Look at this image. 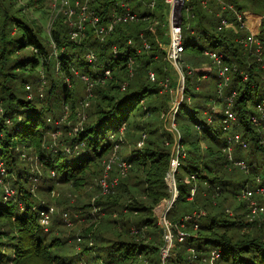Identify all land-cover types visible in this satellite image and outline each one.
<instances>
[{"label":"trees","instance_id":"trees-1","mask_svg":"<svg viewBox=\"0 0 264 264\" xmlns=\"http://www.w3.org/2000/svg\"><path fill=\"white\" fill-rule=\"evenodd\" d=\"M36 1L40 2L42 0ZM122 1L124 0H102L94 3L93 7L103 17H109L113 7ZM225 1L235 5L243 13L249 10V6L245 5L244 2H259L264 4V0ZM15 3L16 0H0V77L4 78L3 80L0 79V179L3 178L12 183V187L17 192V200L26 204L27 208H21L14 201L8 202L4 200L3 189L0 190V230L7 229V226L13 227L12 222H14L17 227H20L21 231L15 246H11L10 243L6 245L1 240V237L5 238L8 236V231H2L0 233V264H30L31 258L37 259L38 264H69L66 262L63 263L62 260L61 253L64 247L44 245L48 240L47 235L49 231H44L40 228L39 219L40 211L47 208L46 206L48 205L35 201L37 195L33 192V183L34 178L38 180L39 176L30 170L31 167L26 162L25 152L19 149L18 145H26L31 150H34L40 164L43 163V168L50 170L49 174L44 176L46 180H52L53 172H55L56 176L61 174L59 180L66 183L80 176L86 179L84 184H82L85 188L91 183L94 185V181L101 179L104 176L107 162L105 159L109 157L113 148L109 141L110 136L118 132L120 126L131 122L130 117L136 115L142 109L144 106L143 103H145V99L148 96L157 95L159 97L160 91L165 89L161 82L166 80L171 74L168 72V68L165 67L166 64L164 65L165 62L169 61L167 59L166 61L163 60V57L167 56V51H160L161 49L158 47L157 41L154 38L157 32L155 34L152 33L148 26L153 25L154 20L158 22L156 31L164 26L162 20L166 17L168 21L170 7L164 0H158L155 5L156 8L148 9L147 12H144L142 10L143 3L141 0L136 5L133 3L134 10L141 16L149 17L150 22L144 23V21H140L122 25L105 41L98 39L91 31L87 33V37L83 41H74L70 36V27L65 21V17H58L54 21L52 29L53 42L57 46L56 48L61 51L58 56L61 62V72H58L56 71L55 57L52 52L53 46L41 36L39 26L35 30L33 26L27 24L17 15L19 11H14ZM201 3L202 0H191L195 18L191 19L190 23L193 28L192 30L194 32L196 31L195 33L200 38L195 37L194 41L189 40L190 38L188 39L186 34V50L191 49L196 54H203L206 50H213L220 47V51L228 54L232 61L239 67L240 71L248 74V79L242 81L243 83L240 84L239 80H242V76L238 72L233 73V83H235L232 88L237 90L234 110L239 117L241 127L239 132L248 143V148L244 150H241L237 146L235 153H249L251 158L247 162L252 166V168L250 167V173L253 172L258 175L261 173L262 168H264V143L262 142L263 137L251 123L250 115L253 111L248 107L247 101L256 104L264 98V83L261 78V72L258 69L255 58L246 53L242 45L236 42L237 35L232 32L220 33L217 31L218 19L203 9ZM262 12L263 28L259 37L264 44V11ZM13 28L17 29L15 31L17 35L15 34L12 37L11 33ZM142 33L151 42V51L143 49L140 38V34ZM130 41H133V44H129ZM168 41H170L169 37ZM200 42L201 46L199 45ZM112 45L117 46L119 49L118 56L115 58L111 49ZM27 49H34L37 54L33 51H27L23 53L24 56L17 55L20 51ZM88 49L97 53L101 63L114 61L113 78L108 84L95 90V102L105 100L104 98H110L107 102L112 104L111 110L101 112L103 109L97 106V110L99 111L96 114L99 118L96 116V119H88V123H86L85 128L83 127L84 130L82 132L75 134L72 129V131L70 130V135L61 141L65 143L64 145H68L71 148L79 144L80 147L77 150H72L71 153H67L62 148L55 151V153H47V149L44 148L45 142L48 141L47 133L49 134L50 129H57L54 120L58 121L57 119L59 118L56 119L54 116L50 118L49 116L52 114L58 115L61 105H64V101L75 96L73 87L78 88L81 84L83 85V82L75 77L74 71L78 70L80 73L90 76L94 74V69L85 59V53ZM131 57L134 58L135 63L133 77H130L127 68V62ZM39 67L42 68L47 77L45 96L49 94L52 97V104L49 103L45 106L41 104L45 97L44 99H40V95L37 92L34 99L27 98V92H29L26 89L27 83H37L35 71ZM8 70L14 73L15 70H18L19 73L9 78ZM152 71L157 76V80L155 81L151 77ZM64 75L72 78V87L63 84ZM195 76V81L189 76L186 77L185 93L187 97L192 99V103L184 102L177 114V122H180L183 130L180 136L182 137V144L189 147V156L186 160L181 161V169L184 174L191 177L199 173V177L196 179L197 182L199 180V185L206 183L208 186L199 187L197 185V193L195 191L193 199H190L188 184H194V182L190 180L186 184L183 182L182 176H180L177 185L179 198L168 217L173 222H180L181 219L189 216L190 220L184 221L189 235L185 238L184 242L178 243L177 241L176 247L172 252L173 255L170 254L171 257L167 264H210L209 260L212 251L220 254L215 264H264V240L262 238L252 236L253 238L248 237L250 241L243 240L234 242L232 237L230 239L226 236V233H218L219 229L227 228L226 217H231L229 211L227 212L225 208L224 210L222 209V205L215 207L216 212L214 215L211 214L210 217L209 215L204 216L205 218H202L201 215L198 219L194 217V213L200 209L197 206L199 203L195 199L199 197L200 202L205 200L203 199L204 191H208L209 199L211 194L216 193L215 195L220 194L219 196L221 198L224 197V200H227L228 197L231 198L230 192H233L235 195L240 193V190H237L236 186L243 183L240 186L242 187L248 182L247 179H242L241 183H238L237 179L233 180L227 172V169L233 163L228 159L227 162L225 161V156L221 150L225 146L227 136L222 125H220L223 124V118L221 115H214L215 122L221 120V123L218 124L221 127L218 129H215V122L212 123V126L205 124L206 116L203 108H208L206 106V100L208 98L213 99L215 96L209 97L208 94L203 92L204 90L200 93L196 92V84L200 81L201 76ZM76 80L80 81L81 84L77 83L78 81ZM124 82H127L128 85L125 91H121ZM174 85L175 82H170V86L166 89L170 90ZM83 87L85 86L83 85ZM107 91L110 92V95L105 93ZM113 92L114 94L115 92L117 93L113 95ZM167 94L169 95V93ZM84 99L85 96L82 100ZM162 102V109H160L161 106L151 105L154 102L148 103L151 112L146 113V110H143L144 115L146 117H152V115L157 116V113H160V111L167 110L168 107L166 108V106L168 103L164 100ZM90 118L92 117L90 116ZM122 118L123 120L125 119V122ZM116 119L119 120V123L114 126ZM187 121L194 123V132L185 127ZM147 124L150 126L152 123L146 121L145 125ZM198 126L202 127L198 128ZM147 130L149 134L142 148L138 147V142L141 138L137 140V137L140 134L131 136L130 134L133 132L131 127L125 132L128 139H132L135 143L133 153L128 159L133 164V168L129 172H132L130 173V176H132L135 169V172H140L138 168L149 166L150 169H147V177L149 180L154 181L153 186L156 188L151 191L154 187H149L147 181L139 179L140 182H145V191L152 194L153 197L148 194V199L146 196L145 202L137 201L140 205L133 204L126 208L127 210L129 208V210L143 214V221L140 223V226L152 228L149 235L146 234L151 239H149V244H139L138 246L134 244L132 226L128 223V214L123 211L125 208L122 205V201L125 198L124 195L128 192L127 181L125 182L126 178L124 177L121 179L123 180V191L121 189V193L114 197L106 198L107 201L103 199L100 201L99 199L100 203L108 205L109 207L107 210H104L106 216L107 213H111L117 209L118 212L123 214V216L119 217V223L124 222L123 231L119 235V231L114 232L112 236L103 235L101 232L103 229H106L108 219H110L106 217L103 221L102 228L96 233L94 237L96 251L102 254L101 259L103 260V264H143L137 258L143 255L149 257L154 255V259L156 258L155 264H161L162 262L160 251L163 245V239L157 220L158 218L155 217L156 214L153 212V205H158L162 199L169 196L165 178L169 171L170 161H172L171 158L174 151V146H172L173 135L172 133H168V130L165 128L162 130L164 131L162 135L157 128L152 131L150 129ZM159 136L161 137V141L156 143ZM166 136H168L167 142ZM201 140L209 142L207 148L204 150V154L198 155V151H202L201 145L199 144ZM169 141L171 144L168 143ZM61 142L59 144L62 146ZM215 149L218 151L216 157L211 155V152H216ZM259 152H262L261 159L255 161L257 157L259 158ZM215 158H222V161L217 167L215 166ZM226 158L228 157L226 156ZM235 158L238 160L243 159L237 155ZM116 172L117 169L114 167L110 171V175L114 177ZM4 173L12 176L6 178L4 177L5 175H2ZM127 180H129V177ZM148 187L150 190L147 189ZM216 190L218 191L216 192ZM224 192L230 194L225 196L223 194ZM113 199L116 201H112ZM246 204H242L241 207L236 208L237 210L233 209L237 214L236 217H241L242 221L245 215L244 212L246 211ZM121 205L123 210L118 209ZM88 208L85 207L84 210L87 212ZM5 218H8V222H4ZM195 224H198L197 229H193ZM244 224L254 226V222ZM9 230L13 231V229ZM22 232H24V235H21L23 234ZM7 246L8 249L12 250V253H6L4 248H7ZM138 247L141 250H137ZM53 248L55 249L54 251H59L60 259L58 257L54 259V254H51ZM144 248H151L152 251L148 252ZM186 250H191L194 258H190V254L188 253L185 255ZM88 252V247H86L84 255L86 256Z\"/></svg>","mask_w":264,"mask_h":264},{"label":"rangeland","instance_id":"rangeland-1","mask_svg":"<svg viewBox=\"0 0 264 264\" xmlns=\"http://www.w3.org/2000/svg\"><path fill=\"white\" fill-rule=\"evenodd\" d=\"M139 0L134 1L135 5L138 4ZM143 3V8L142 10L144 12H147L148 9H153L156 8V4H154L153 8L149 7V0H141ZM158 0L155 1V3ZM215 4V3H214ZM245 5L249 6V10L251 12H255L261 16L262 15V11H264V4L262 3H253V2H244ZM14 11L16 12L17 10L19 11V13H17V15H19V17L21 19H23L27 24L31 25L34 27V29L36 30L39 26V28L41 29V36L46 39L52 46L55 45L52 39V29L53 26L49 25V21L51 18V15L53 13V0H42V1H36L33 0L31 2V0H16V3L14 4ZM202 5V3H201ZM202 8L205 9L206 11H208V13L210 15H213L214 17L217 18L216 14L214 12H210L208 9H206L207 7H204L202 5ZM167 10V8H166ZM262 12V13H261ZM170 13H171V9L169 8V18L168 21L166 19V17L163 18L162 23L164 24V26H162L160 29H157L156 31V26H157V20H154L153 25H149L148 28L151 29V32L156 35L154 36L155 40L157 41L158 47L161 49L160 51H165L167 46L169 45L168 41V37L170 39ZM56 14H59L56 12ZM61 14V13H60ZM193 16H192V15ZM183 15H184V20L182 22V26L184 27V39L186 37V34L188 36L189 40L191 39V34L190 32L192 31V25L190 23L191 19H194V12L193 10H190V12H187L186 10L183 11ZM188 15V16H187ZM191 15V16H190ZM64 15L61 14L58 17H61ZM58 19V18H57ZM150 20H146L144 21L149 23ZM190 23V29L187 30L186 32V25ZM129 24V23H128ZM133 24V23H132ZM219 24V22H218ZM54 25V24H53ZM16 27V26H14ZM153 28V29H152ZM17 29L13 28L12 29V33L11 36L13 37V35L16 34ZM154 32H153V31ZM217 31L220 33H227L228 31H219L218 27H217ZM196 32V31H195ZM194 32V33H195ZM144 34V33H143ZM17 35V34H16ZM196 36L197 33H195ZM145 37V35H144ZM141 38V36H140ZM146 38V42H144L142 39V47L143 49L149 51L151 48V42H149V39L147 37ZM129 44H133V41H130ZM199 45L201 46V42L199 43ZM147 46V47H146ZM150 46V47H148ZM57 47V46H56ZM211 49H213L211 47ZM216 51H220V47L217 49H213ZM27 51H33L35 54H37L35 52L34 49H27L25 51H20L17 55H22L24 56L23 53L27 52ZM151 51V50H150ZM52 52L54 53V57H55V67H56V71L61 72V63H60V59L58 58L59 54H60V50L57 48L52 47ZM247 53V52H246ZM27 54V53H26ZM20 56V57H22ZM132 58V57H131ZM156 58V57H155ZM134 60V58H132ZM161 59V58H160ZM169 61V62H165L164 65L166 68H168V72H170L171 74L169 75V77L167 79H170V82H175L174 87H171L170 90L169 89H163L162 91H160L159 93V97L157 95L154 96H148L145 99V103L144 106L142 107V109L136 114V115H132L130 117L131 122L128 124H123L122 126H120V128L118 129V132H116V136L113 138V140H111L110 138V142L113 146L111 154L109 155L108 158H106L105 160H107L105 167L108 164H112V169L115 167L117 169L116 174L114 175V177H120V182L119 185L109 194H104L101 189L97 186V182L99 181L96 180L94 181V185L91 183L88 187L82 186V184H84L85 180L84 178L78 176L76 177L74 180L69 181V182H62L59 180V176L61 175H53L52 174V180H46V175L49 174L50 170H45L43 168V163L40 164V161L38 159V156L34 153V150L28 148L26 145H18L19 149H22L23 152H25L26 155V162L28 164V166L31 167V171H33L34 173H36L39 177L38 180L34 178V183H33V192L37 195L35 197V201L36 202H40V203H46L48 206L46 207H54L55 209V213L52 217V222L49 226V228L47 229L49 231V234L47 235V241L44 243V245H54V247H64V249H62V256H74L73 258H76V260L78 261V264H103V260L101 259L102 254H100L99 252L96 251V243H95V235L96 233H98V231L102 228V224L103 221L106 219V217L110 218L108 219V223L106 226V229L102 230L101 233H103V235H109L112 236L114 234V232H118V235L123 231L124 228V222L119 223V217L123 216L122 213L118 212L117 209H115L116 211H113L111 213H107V216H104V214H106V212L104 210H107L109 207L108 205L102 204L99 202V199L101 201V199H103L104 201H107L106 198L108 197H114L115 195L121 193L123 191L122 189V182L124 178V176H120V167H119V163L121 161H128V159L130 158L131 154L133 153V150L135 148V143L133 142L132 139H128V137L125 135H122V133H120V131L126 132L127 129H129V127L132 128V134H130L131 136L134 135H138L137 140L139 138H141L139 140V142L142 139H146L148 137V130L150 129L155 130V128L160 130V134H164V131H162L164 128L166 130H168V133H172L173 135V141H172V146L173 147V156L171 159H175L178 162L177 165L175 163H172V161H170V168L169 171L167 173V176L165 178L166 181V185H167V193H169V196L164 198V199H160L161 202L155 206V204L153 205V212H155L154 214H156V218H158V224L160 226L161 229V234H162V239H163V245L161 246V251H160V256H161V264H167L168 260L170 259L171 255H173V251L176 247V243L178 241V243H182L184 242L185 238L189 235V232L186 230V228H181L180 226L182 224V219L180 222H173L169 219L168 215L169 213L174 209V206L177 201V199L179 198V190H178V180L180 178V176H182V180L184 183L188 184L189 181H193L194 184H188V191L190 193L189 198L193 199V195L196 191L197 193V189L199 185V180L197 182L196 179H198L199 177V173L196 176H188L187 174H184L183 170L181 169V161H184L188 158L189 156V147L188 146H184L182 144V137H179L182 135V128L180 126V122L178 123V117L177 114L179 113V109L181 107V105L184 102H188L189 104L192 103V99L190 97L186 96L185 93V89H186V82L187 79L186 77L189 76L192 78L193 81H195L196 76H201L200 77V81L196 84V88L195 91L196 92H203L205 94H208L209 97H213L215 96L213 99L208 98L206 100V106H208V108H203L204 110V114L206 116V121L205 124L212 126V123L215 122V116L217 115L219 116V112L216 113L217 111L221 110L224 111L227 107V104H225V96L228 95V93L231 90V87H229L228 89L222 91L223 93H219V89H218V85H219V81H218V67L216 66V64L213 62V60L211 59V57L207 54V53H203V54H196L194 52H192L191 49H187L181 57V61H180V65L182 66V71L185 75V82L184 84L181 82L180 80V73L179 71L176 69V67L174 66V64L167 58V56L163 57L164 61ZM130 60V58H129ZM235 65V64H234ZM133 70V71H132ZM128 71H129V75L130 77L134 76L135 73V64L132 66L129 64L128 65ZM9 74V78L13 77L14 74L17 75V73H19L18 70H15V73L8 70L7 71ZM35 77L37 78V83L34 82H29L27 83V86H29L30 88L28 89L26 87V89H28L29 92H27V98L28 99H34L35 96L40 95V87H43V93L44 96L41 97L40 99H45L41 102V104H43L44 106L51 103L52 104V97L49 96V94H47L45 96V86L47 84V77L45 75V72L42 70L41 67H39L36 71H35ZM154 74V79L152 80H157V76L155 75V73H151V76ZM1 80H3L4 78L0 77ZM163 80V79H162ZM234 80V79H233ZM78 81V80H76ZM165 81V80H164ZM64 85H67L65 80L62 81ZM240 84H242V80H239ZM77 83H80V81H78ZM235 83V82H234ZM233 83V85H234ZM81 84V83H80ZM162 84V82H161ZM84 85V84H83ZM83 85L81 84L80 87L75 88L73 87V91L75 96L72 98H69L68 100L64 101V105L60 107L58 115L52 114L49 117L50 118H58V121H61L60 127H57V129H50L49 134L47 133V137H48V141L45 142L44 144V148L47 149V153H51L60 150L68 145H64V142H61L65 137L70 135V130L72 131V129H74V127L76 125H78L79 123H82L83 127H86V123H88V119L92 120V119H96V116L99 110H97V106L100 107L101 112H108L111 110V103H108L107 100L104 98L105 100L102 101H98L95 102L96 96H95V90L97 88H100L101 86H96L93 96L89 99V104L84 106L83 101L82 100L85 96V87H83ZM124 85H128L127 82L123 83V86L121 87V91H125L126 90V86ZM170 86V85H169ZM180 89V90H179ZM81 91L82 92V97H81ZM170 91V92H169ZM37 92V93H36ZM80 92V93H79ZM107 94L110 95V92H105ZM117 92H115L116 94ZM169 93V95L167 94ZM73 94V95H74ZM113 92V95H115ZM198 94V93H197ZM0 95H1V91H0ZM222 95V96H221ZM170 96V99H169ZM64 98V97H63ZM65 99V98H64ZM165 101L168 103V105L166 106V108L168 107L167 110H162V112L160 111V113H157V116L152 115V117H146L143 113V110H146V113H150L151 111L149 110V106L148 103L150 102H154L151 105H157V106H161L160 109L163 108V102ZM45 103V104H44ZM231 104V103H230ZM248 107L249 104L247 103ZM141 106V105H140ZM0 108H1V103H0ZM110 108V109H109ZM235 109V105L234 108ZM254 111H256V109H253ZM64 111V112H63ZM148 111V112H147ZM91 112V114H90ZM1 113V110H0ZM154 113V112H153ZM52 116V117H51ZM90 116L92 118H90ZM145 116V117H144ZM172 116L175 117V119L173 120ZM97 118H99L97 116ZM217 118V117H216ZM218 119V118H217ZM54 120V119H53ZM123 120V118H122ZM182 120V119H181ZM56 120H54V124L56 126H58L55 122ZM125 122V119L123 120ZM146 121L151 122L152 124L149 126L148 124L145 125ZM119 123V120L116 119L114 121V126H116ZM220 121H216L214 126L215 129H218L219 127H221L220 125H222V128L224 130L223 124H220ZM220 124V125H218ZM156 125V126H154ZM187 128H189L192 132L195 131V127H194V123L191 121H187L185 124ZM54 126V127H56ZM179 126V127H178ZM175 127V128H174ZM257 128V127H256ZM84 130V129H83ZM259 131V133L261 134V136L263 137L262 142L264 143V127L262 128V133L260 132L259 129H257ZM225 131V130H224ZM226 135L227 132L225 131ZM141 136V137H140ZM145 136V138H144ZM152 136V135H151ZM131 138V137H129ZM166 138V142H167V138L168 136L165 137ZM226 143L225 146L227 145V141H228V136H226ZM194 140V139H193ZM161 141V137L159 136L157 138V142L159 143ZM195 141V140H194ZM59 142H61L62 146L59 144ZM114 142H116V145L113 144ZM138 142V143H139ZM209 141H204L201 140L199 142V144L201 145V150L198 151V155H202L204 154V150L205 148H207ZM169 144H171V142H168ZM67 144V143H66ZM234 144V143H232ZM78 146L80 147V145L78 144ZM144 146V144H143ZM225 146L221 149L223 155L225 156V161L227 162L226 156H227V152H226V148ZM231 146V144H230ZM139 147V146H138ZM232 148V146H231ZM54 150V151H53ZM241 150H244L243 148H241ZM216 152H211V155H214V157H216L218 155V151L217 149H215ZM236 151V147H234L233 149V158L237 156H240L241 158L245 159L246 161L250 160V155L249 153H235ZM242 152V151H240ZM220 153V152H219ZM221 156V154H219ZM52 156V155H51ZM259 158L257 157V159L255 161H259L261 159L262 156V152L258 153ZM222 157V156H221ZM193 158H195L193 156ZM238 160V159H237ZM222 161V158H215V166L217 167L218 164ZM115 165V166H114ZM148 165V164H147ZM133 166V164H132ZM133 167H131L132 169ZM240 168V167H239ZM238 166L236 165H232L227 169V172L231 175L230 177L235 180L237 179L238 183H241L242 179H247L248 182L243 185L242 187H240L241 185L236 186L237 190H240L239 194H234L233 192L230 193H223L225 196L229 195L231 196L227 198V200H224L225 198H221V196L219 195H215V194H211L210 195V199H209V195H208V191H204L203 192V201L200 202V198L197 197L195 199V201L197 203H199L197 206L200 207V209L197 210V212H195V215H202V218H205L207 215H209V217L211 216V214L214 215V213L216 212V208L220 205H222V209L228 212L231 217H226L227 219V228L226 229H219L218 233L219 234H223L226 233V236L228 238L233 239L234 242H240L243 240L246 241H250L248 240L249 238H253L252 236H256V237H260L264 240V216H258L254 222V226H251V224H248L249 222L248 220V215L250 213V209L248 208V199H252L255 200L256 202H258V204L264 206V198L262 196H260L258 193H256V191H254L253 189H255L258 186V182L257 180V174L256 173H246L245 170H241L239 169ZM131 169H128V174L126 176L125 182L127 181V185H128V192L125 193L124 195V200L122 201V205L123 208H125V210L122 209V205L118 207V209L123 210L124 212H126V214H128V223L130 226H132V234L133 239H134V244L135 245H139V244H149V238L148 236H146V234L149 235V232L152 231V228H149L147 226H140V223L143 221V214L141 212H137V211H132V210H127V206L133 205V204H139L137 201L139 202H145L146 200V196L148 199V192H146V186H145V182H140L139 179H143L145 181L148 182L149 187H154L152 180H149L147 177V169H150L149 166H143L142 168H138V170L140 172H135L136 169L133 172V175L130 176L129 172ZM61 172V171H60ZM263 176H264V168H262L261 170ZM111 174V173H110ZM5 175L4 177H10L12 175H6L5 173L2 174ZM172 175L173 179L172 182H169V178L168 176ZM129 177V180H127ZM5 178V179H6ZM244 181V180H243ZM143 183V185H142ZM173 183V184H172ZM121 184V185H120ZM207 187L208 184L203 183L202 185H199V187ZM147 188L150 190V188ZM5 188H8L9 190H14L15 191V197L12 198H8V200L5 199ZM156 187L152 188L151 191H153ZM3 189V193H4V200L11 202L14 201L15 203H17L21 208H27V205L24 204L21 201L17 200V192L15 190V188L12 187V183L8 180H4L3 178L0 179V190ZM122 189V191H121ZM116 190V192H114ZM120 191V192H119ZM145 195H144V192ZM218 190H216L217 192ZM113 193V194H112ZM147 193V194H146ZM250 193V195H249ZM152 197L153 195L150 194ZM177 195V196H176ZM196 195V194H195ZM176 196V197H175ZM128 198V201H127ZM220 198V199H219ZM117 199V198H116ZM175 199L174 203L172 204L171 207H169V210L166 212V218H167V222L171 223L172 227H173V232H171V237L169 235H167L166 233V229L164 227L165 224V220H164V213L167 210V206L166 204H169L171 202V200ZM208 199V200H206ZM119 200V199H117ZM112 201H116L115 199H113ZM5 202V203H8ZM247 203L246 204V208H245V215L242 221L241 217H236L237 214L234 212L233 209L238 208L239 206L241 207L242 204ZM140 205V204H139ZM90 206V207H89ZM164 206V208H163ZM88 208V211L86 212L84 209ZM139 210V209H136ZM237 210V209H236ZM80 212H82L83 214L87 215L85 218H81L80 216ZM226 212V213H227ZM67 213L71 222H66L65 219L63 218V214ZM228 214V213H227ZM76 216H79V218H75ZM205 216V217H204ZM20 217V216H18ZM77 219V220H74ZM81 219V221H79ZM234 221V222H232ZM4 222H8V218L4 219ZM247 223L248 225H245L244 223ZM79 223V224H78ZM235 223V224H233ZM233 224V225H231ZM12 226L13 227H9L7 226V229H2L0 230V233L2 231H8L7 235L5 238L1 237V240L4 241L6 243V245H8V243L11 244V246H15L17 243V238L19 236V234L21 233L20 231V227H17L15 225L14 222H12ZM41 229H43L40 226ZM9 229H13V231L9 230ZM194 229V228H193ZM44 230V229H43ZM183 230L187 233V236L184 238L183 241L179 240V231L183 232ZM45 231V230H44ZM172 231V230H171ZM24 235V232H22ZM245 233V234H244ZM209 235V234H207ZM79 237L83 238L80 240L79 242ZM168 237H170L168 239ZM249 237V238H248ZM173 238V240H172ZM256 241V240H254ZM88 247V254L85 256L84 255V251L85 248ZM10 248V247H9ZM143 249V248H142ZM146 249L148 252H151L152 249L151 248H144ZM4 250L6 251V253H12V250L7 248H4ZM55 249L53 248L51 254H54V259L57 257L59 258V251H54ZM87 250V249H86ZM137 250H141L139 247L137 248ZM163 250H164V255H163ZM179 250V247H178ZM135 251V249H134ZM213 252V251H212ZM90 253H92V255H90ZM190 254V258H194L193 257V252L191 250L187 251L186 250V254ZM171 254V255H170ZM174 255H176V253H174ZM169 256V257H168ZM154 255L152 256H146L143 255L141 257H137L139 258L143 264H155V259H154ZM70 258V259H73ZM60 259V258H59ZM64 259H69V258H65L62 257L63 263L66 262V260ZM189 259V256H188ZM191 261V259H190ZM30 264H38V260L35 258H31L30 259ZM114 264V263H111ZM185 264H189V263H185ZM217 264V263H216ZM220 264H224V263H220Z\"/></svg>","mask_w":264,"mask_h":264},{"label":"built area","instance_id":"built-area-1","mask_svg":"<svg viewBox=\"0 0 264 264\" xmlns=\"http://www.w3.org/2000/svg\"><path fill=\"white\" fill-rule=\"evenodd\" d=\"M100 1L102 0H53V13L51 15L49 25L53 26L54 21L58 18V16L63 14L65 17V21L70 27V36L74 41H83L87 37V33L90 31L93 32V34L98 39H100L101 41H105L108 37L115 33L118 27L122 25L150 20L149 17L141 16L134 10L132 4L136 0H124L120 3H117L113 7L110 16L103 17L93 7L94 3H98ZM155 1L156 0H151L148 4L149 7L153 8L154 4H156ZM164 2L171 9L169 20L170 42L165 51H167V58L174 64L176 69L179 71L180 80L184 84L185 75L182 71V66L180 65L182 54L186 51V42L184 39L185 29L182 26V22L184 20L183 11L186 10L187 12H190V10H193V7L191 5V0H164ZM202 5L204 7H207L206 9L209 8L208 10L210 12L212 11L216 14L219 22V31H231L232 33L237 35L236 42L242 45V47L251 57L255 58L258 65V69L261 72L262 81L264 83V44L259 37L260 27L263 25V17L261 15L256 14H249V17L247 16L248 12L243 13L235 5L227 3L225 0H202ZM56 12L59 14H56ZM252 19H254L255 22L254 26L250 24V20ZM186 27L187 32V30L190 29V23H188ZM190 34L192 35L191 39L193 41L195 40V37L200 38L199 36L195 35L193 30L190 32ZM140 36L141 39L146 42L144 34L142 33L140 34ZM53 47L56 48V45H53ZM111 49L113 51L114 58L117 57L119 51L118 47L112 45ZM205 53H207L211 57L213 62L218 67L219 93H223L222 91L228 89L229 87H233V73L235 72L240 73V75L242 76V81H246L248 79V74L244 71H240L239 67L232 61L231 57L228 54L216 50H206ZM85 59L86 62H88V64L94 69V74L90 76L88 74L80 73L78 70L74 71L75 77L80 79L85 86V99L82 104L83 106L84 104H89V99L93 96L96 86H105L110 82V80L113 78L114 71V61H107L101 63L97 53L93 50H87V52L85 53ZM129 64L131 65V68L135 64L132 58H130V60L127 62V68ZM151 77L154 79V74ZM64 80L68 87H72V78L70 76L64 75L63 81ZM162 85H164L165 88H168L170 85V79H166L165 81H163ZM27 88L29 89L30 87L27 86ZM40 92V96L43 97V87H40ZM236 96L237 90L232 88L230 93L225 96V104H227L226 109L224 111L219 110L216 113L219 112V114L223 118V127L224 130L227 132L228 141L225 148L228 160L234 165L240 167L242 170H245L246 173H250V167L252 168V166L248 164L247 161L243 159L237 160L236 158H233L234 147L238 146L243 149L248 148V143L243 139L242 134L239 132L241 130V127L238 114L233 109L235 105ZM247 103L249 104V108L251 109V111H253V113L250 115L251 123L255 127H257V129H259L262 133V128L264 127V98L259 100L256 104H253L251 101H247ZM253 109H256V111H254ZM172 118L173 120L175 119L174 116H172ZM61 122L62 120L56 122V124L58 125L57 127H60ZM201 127L202 126H198V128ZM82 131V123H79L73 129V132L75 134ZM120 133H122V135H125V132L123 131H120ZM115 136L116 134H112L110 136L111 140H113ZM113 144L116 145V142H114ZM143 144H145V139H142L138 143V146L142 148ZM78 147L79 146H75L71 148L70 146H66L63 148V150L67 153H71L72 150H77ZM175 159H172V163H175L177 165V163L179 162L178 159L177 161ZM119 167L120 176L126 177L128 174L127 170L131 169L132 164L129 161L123 160L119 163ZM111 170L112 164H108L105 167L104 176L101 177V179H99V181L97 182V186L101 189L104 194L111 193L119 185L120 182L119 176L112 177L110 175ZM52 174L55 175V172H53ZM168 178L169 182L171 183L173 179L172 175H169ZM256 181L258 182V186L253 190L264 198V176L262 172L257 175ZM4 191L6 193V200H8V198L10 197H15V191L13 189L9 190L8 188H5ZM174 201L175 199L171 200L169 204H166L167 210L164 213V220L166 224V226L164 225V227L166 229L167 235H169L170 237L171 232H173V227L170 222L168 223L166 221V212L169 210V207L172 206ZM248 208L250 209V213L248 215L247 220L249 223L255 222L258 216H264V206L258 204V202H256L255 200L248 199ZM54 213V207H47L40 211L39 223L45 231H48L47 229L49 228L52 222V217ZM194 217L198 219L200 216L194 215ZM63 218L66 222H71L67 213L63 214ZM188 220H190L189 216L182 219L180 229L185 227L184 221ZM197 228L198 224H195L194 229ZM179 234V240L181 241H183L184 238L187 236V233L184 230L183 232L179 231ZM170 237H168V239ZM81 239L83 238L79 237V242ZM219 257L220 254L218 252H212L209 260L210 264H215Z\"/></svg>","mask_w":264,"mask_h":264},{"label":"crops","instance_id":"crops-1","mask_svg":"<svg viewBox=\"0 0 264 264\" xmlns=\"http://www.w3.org/2000/svg\"><path fill=\"white\" fill-rule=\"evenodd\" d=\"M249 14H256V15H259V14H257V13H255V12H251V11H248V14H247V16H249L250 17V15ZM263 17V16H262ZM250 24L252 25V26H254V24H255V22H254V19H252V20H250ZM228 32H231V31H228ZM126 178V177H125ZM81 216V218H85L87 215H85V214H83L82 212H80L79 213ZM104 216H106V214H104ZM76 218V217H75ZM78 219V218H77ZM77 219H74V220H77ZM79 221H81V219L79 220ZM79 224V223H78ZM62 257H65V258H69V259H64V260H66V263H69V264H78L77 262V260H76V258H73L74 256H62ZM70 258H73V259H70Z\"/></svg>","mask_w":264,"mask_h":264},{"label":"bare ground","instance_id":"bare-ground-1","mask_svg":"<svg viewBox=\"0 0 264 264\" xmlns=\"http://www.w3.org/2000/svg\"><path fill=\"white\" fill-rule=\"evenodd\" d=\"M262 28H263V25L260 27V32L262 31ZM76 218H79V216H76Z\"/></svg>","mask_w":264,"mask_h":264}]
</instances>
